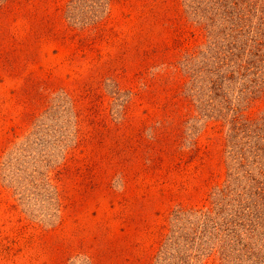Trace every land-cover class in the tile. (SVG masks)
Instances as JSON below:
<instances>
[{
  "label": "rangeland",
  "instance_id": "rangeland-1",
  "mask_svg": "<svg viewBox=\"0 0 264 264\" xmlns=\"http://www.w3.org/2000/svg\"><path fill=\"white\" fill-rule=\"evenodd\" d=\"M0 264H264V0H0Z\"/></svg>",
  "mask_w": 264,
  "mask_h": 264
},
{
  "label": "trees",
  "instance_id": "trees-1",
  "mask_svg": "<svg viewBox=\"0 0 264 264\" xmlns=\"http://www.w3.org/2000/svg\"><path fill=\"white\" fill-rule=\"evenodd\" d=\"M50 22H51V18L49 17L47 19V23L49 24ZM50 30L52 31V29L50 28L48 32H50ZM51 33L54 34L53 31ZM69 34H70L69 32H63L61 35L57 36L56 38H58V37H60L61 39L68 38ZM74 37H76V34H74L71 38H74ZM159 140L160 139H159V136L157 135V133H153V135L151 136V140L148 141L147 144H146L148 152L153 153V154H157L156 150H155V146L158 145ZM160 161H161V159H160ZM156 166H157V164L155 162H153L151 165L148 166V169L151 170V168H152L154 170V168Z\"/></svg>",
  "mask_w": 264,
  "mask_h": 264
}]
</instances>
